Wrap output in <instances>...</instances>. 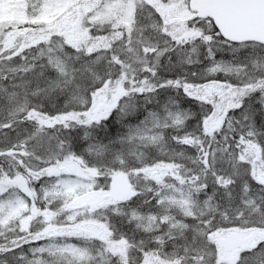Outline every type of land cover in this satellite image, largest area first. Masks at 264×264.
<instances>
[{
    "label": "snow or ice",
    "instance_id": "obj_1",
    "mask_svg": "<svg viewBox=\"0 0 264 264\" xmlns=\"http://www.w3.org/2000/svg\"><path fill=\"white\" fill-rule=\"evenodd\" d=\"M0 264H264V0H0Z\"/></svg>",
    "mask_w": 264,
    "mask_h": 264
}]
</instances>
